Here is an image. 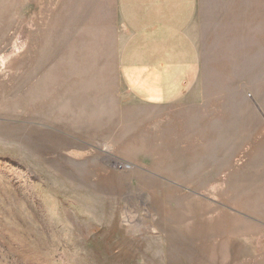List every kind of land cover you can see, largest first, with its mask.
I'll list each match as a JSON object with an SVG mask.
<instances>
[{
  "label": "rangeland",
  "instance_id": "374dc122",
  "mask_svg": "<svg viewBox=\"0 0 264 264\" xmlns=\"http://www.w3.org/2000/svg\"><path fill=\"white\" fill-rule=\"evenodd\" d=\"M122 2L0 0V264H264V0H197L166 104L124 84Z\"/></svg>",
  "mask_w": 264,
  "mask_h": 264
},
{
  "label": "crops",
  "instance_id": "0c3cea01",
  "mask_svg": "<svg viewBox=\"0 0 264 264\" xmlns=\"http://www.w3.org/2000/svg\"><path fill=\"white\" fill-rule=\"evenodd\" d=\"M120 13L128 30L121 71L131 97L145 104L189 101L200 64L191 35L197 0H123Z\"/></svg>",
  "mask_w": 264,
  "mask_h": 264
}]
</instances>
